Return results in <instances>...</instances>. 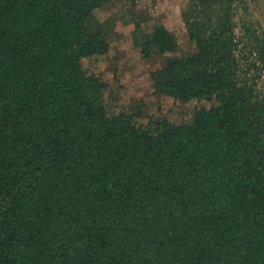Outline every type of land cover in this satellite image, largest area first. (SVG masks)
<instances>
[{
	"label": "trees",
	"instance_id": "16d2710c",
	"mask_svg": "<svg viewBox=\"0 0 264 264\" xmlns=\"http://www.w3.org/2000/svg\"><path fill=\"white\" fill-rule=\"evenodd\" d=\"M141 0H0V264H264V29L242 0H187L155 93L181 122L112 104L86 59L98 10Z\"/></svg>",
	"mask_w": 264,
	"mask_h": 264
},
{
	"label": "rangeland",
	"instance_id": "374dc122",
	"mask_svg": "<svg viewBox=\"0 0 264 264\" xmlns=\"http://www.w3.org/2000/svg\"><path fill=\"white\" fill-rule=\"evenodd\" d=\"M187 0H141L126 10V5L98 10L97 16L108 23L109 53L85 60L90 69L100 72L109 84L112 104L140 106L147 114H165L181 122L193 105L174 102L168 95L155 93L152 74L164 67L170 52L163 51L152 39L157 26H165L183 39L185 26L182 9ZM238 28L246 20L259 31L264 29V0H242L238 8ZM264 77L260 84L262 85Z\"/></svg>",
	"mask_w": 264,
	"mask_h": 264
}]
</instances>
